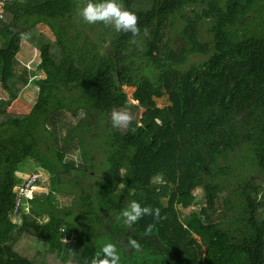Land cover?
<instances>
[{"label":"trees","instance_id":"trees-1","mask_svg":"<svg viewBox=\"0 0 264 264\" xmlns=\"http://www.w3.org/2000/svg\"><path fill=\"white\" fill-rule=\"evenodd\" d=\"M0 1V264H91L106 243L120 264H264V0H121L135 38L85 23L88 0ZM22 33L39 62L15 113ZM132 201L167 218L127 228Z\"/></svg>","mask_w":264,"mask_h":264},{"label":"clouds","instance_id":"clouds-1","mask_svg":"<svg viewBox=\"0 0 264 264\" xmlns=\"http://www.w3.org/2000/svg\"><path fill=\"white\" fill-rule=\"evenodd\" d=\"M78 15L82 20L89 24H103L111 26L118 33H130L133 38L139 36V17L136 13L124 7L121 0H88V2L78 9ZM31 33H22L21 38L30 39ZM137 41L132 39L131 43ZM111 125L114 129H127L132 123V116L125 110H113L110 115ZM78 163V161H77ZM144 216H152L157 222L166 219V216H161L159 208L150 206H141L137 201H132L127 208L121 212L123 224L127 228H131ZM154 225L149 224L145 228L146 233H150ZM129 245L136 250H139L141 245L135 239L128 241ZM120 254L114 243H106L102 246L91 260V264H120Z\"/></svg>","mask_w":264,"mask_h":264},{"label":"rangeland","instance_id":"rangeland-1","mask_svg":"<svg viewBox=\"0 0 264 264\" xmlns=\"http://www.w3.org/2000/svg\"><path fill=\"white\" fill-rule=\"evenodd\" d=\"M37 28L44 32L45 35H47L50 39L53 40V35L49 31V28L43 24H37ZM16 59H17V71H20L22 68H27L30 77H29V84L24 87L21 92L19 93L18 97L11 103V105L8 107V110L11 112L15 113H27L31 105L33 103V100L35 98V90L36 87L33 85L32 80L35 78L34 73L32 71L36 70V64L39 62V52L37 48H35L30 42L27 40H24L21 42V48L16 54ZM38 76H42V73L38 74ZM125 92L127 93L128 99L132 103H136V101L132 100L131 98V93L133 92L134 88L133 87H124ZM0 96L4 97L5 92L0 89ZM167 103V100L165 98H160L157 99V106L162 107ZM125 111H128L132 119L136 116H139L141 112L143 111L142 108L138 109L137 111L132 110V109H125ZM21 176L26 177L27 173H18ZM35 191L40 192V191H46L45 188L42 187H37ZM194 194L197 196H201L202 192L200 188H196ZM61 203L63 205H69L71 200H69L68 197L66 196H61L59 198ZM200 205L196 204L191 207L182 209V219H189L193 211L199 210Z\"/></svg>","mask_w":264,"mask_h":264},{"label":"built area","instance_id":"built-area-1","mask_svg":"<svg viewBox=\"0 0 264 264\" xmlns=\"http://www.w3.org/2000/svg\"><path fill=\"white\" fill-rule=\"evenodd\" d=\"M1 1H0V11H2V8H1ZM39 176V174H32V175H30L29 177H28V179H27V184H26V186H29V185H31L32 183H34V181L36 180V178ZM34 188V187H33ZM34 190H35V188H34ZM27 192V194H31V192H32V190H28L27 191V188H21L20 189V192Z\"/></svg>","mask_w":264,"mask_h":264}]
</instances>
